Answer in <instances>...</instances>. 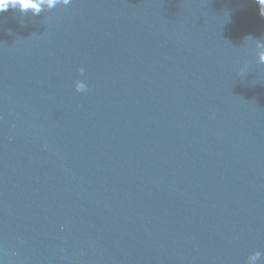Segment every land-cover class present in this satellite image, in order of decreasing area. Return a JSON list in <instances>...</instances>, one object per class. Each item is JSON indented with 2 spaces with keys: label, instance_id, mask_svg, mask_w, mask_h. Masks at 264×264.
<instances>
[{
  "label": "water",
  "instance_id": "obj_1",
  "mask_svg": "<svg viewBox=\"0 0 264 264\" xmlns=\"http://www.w3.org/2000/svg\"><path fill=\"white\" fill-rule=\"evenodd\" d=\"M37 3L0 13L2 264H264L257 0Z\"/></svg>",
  "mask_w": 264,
  "mask_h": 264
},
{
  "label": "clouds",
  "instance_id": "obj_2",
  "mask_svg": "<svg viewBox=\"0 0 264 264\" xmlns=\"http://www.w3.org/2000/svg\"><path fill=\"white\" fill-rule=\"evenodd\" d=\"M60 0H49V6H55ZM64 4H68V0H63ZM260 6V15L264 16V0H257ZM30 8L37 9L33 15H39V7L37 0H0V13L7 12L9 9L19 10L21 12H27ZM81 75L85 73V68L81 67L79 69ZM75 90L78 93H85L88 91V83L86 80L78 79L75 82ZM262 253L257 251L255 255L249 258V264H256V261L260 259ZM2 264V261H0Z\"/></svg>",
  "mask_w": 264,
  "mask_h": 264
}]
</instances>
